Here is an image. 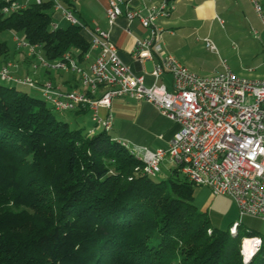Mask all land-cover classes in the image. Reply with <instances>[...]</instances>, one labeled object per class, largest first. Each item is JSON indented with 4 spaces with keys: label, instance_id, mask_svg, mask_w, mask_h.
Instances as JSON below:
<instances>
[{
    "label": "trees",
    "instance_id": "1",
    "mask_svg": "<svg viewBox=\"0 0 264 264\" xmlns=\"http://www.w3.org/2000/svg\"><path fill=\"white\" fill-rule=\"evenodd\" d=\"M6 4L0 31L20 33L49 62L90 51L83 25L53 27L51 0L8 13ZM55 111L0 80V195L33 209L23 224L0 216V264H264V238L249 260L241 253L259 231L213 226L194 204L198 186L177 169L157 180L109 131L73 128Z\"/></svg>",
    "mask_w": 264,
    "mask_h": 264
},
{
    "label": "built area",
    "instance_id": "2",
    "mask_svg": "<svg viewBox=\"0 0 264 264\" xmlns=\"http://www.w3.org/2000/svg\"><path fill=\"white\" fill-rule=\"evenodd\" d=\"M3 11L8 13L25 6L15 0H5ZM44 0H35L40 4ZM54 12L71 24L83 25L62 0H51ZM72 3L75 0H70ZM254 9L264 23V8L260 0H251ZM123 0H110L106 8L108 22L113 24L120 16L128 21L139 19L150 34L136 39L132 50L133 59L154 63L151 75L155 82L146 85L145 75L137 74L120 58L118 48L106 30L89 31L91 48L99 54L88 68L80 65L77 57L67 52L64 59L49 62L36 45L16 37V47L38 56L46 68L74 71L80 76L82 90L62 91L48 81L39 83L29 76H17L12 64L0 67V80L13 81L39 90L54 110L60 113L76 110L91 112L94 129L109 131L113 125L110 111L113 100L128 96L152 104L162 115L174 121L179 129L169 139L166 148L151 150L126 139L115 138L135 158L144 163L143 172L157 176L162 165L177 169L198 187H209L214 195H226L237 204L240 219L230 227L232 235L245 217L264 220V79H249L237 75L221 60L223 70L202 76L186 67L173 54L167 53L162 44L164 29L157 26L158 18H167L175 9L170 0H162L158 6L131 8ZM54 28L58 22H52ZM83 28L84 25H83ZM208 48L217 47L208 38ZM38 64H35L37 67ZM165 73L173 78V88L157 81ZM107 110L102 114L101 110ZM251 240L250 251L260 250L261 237H244L241 242L243 258L244 241Z\"/></svg>",
    "mask_w": 264,
    "mask_h": 264
},
{
    "label": "crops",
    "instance_id": "3",
    "mask_svg": "<svg viewBox=\"0 0 264 264\" xmlns=\"http://www.w3.org/2000/svg\"><path fill=\"white\" fill-rule=\"evenodd\" d=\"M34 1L35 0H16V2L25 7ZM109 1L110 0H75L73 3L74 6L71 10L73 15L76 12V18L84 25L85 28L83 29V32L89 39H91L89 31H94L97 28L108 31L110 39L117 46L119 56L123 62L130 65L135 73L144 74L146 85H152L155 82V79L151 75V72L153 71L154 63L158 58L140 62L132 57V50L135 46L136 39L147 37L150 34V30L144 28L139 19L128 21L124 16H120L113 24H110L106 15V8ZM128 1V5L131 8H139L146 12L145 8L158 6L162 0H123V3L121 4L123 9L126 8ZM229 1L230 0H170V2L174 4L175 9L169 17L158 18L156 21L157 26L164 29L162 44L165 51L173 54L191 71L202 75L199 68H203L204 63L199 59L203 56L202 53L205 52V49L208 48L205 39L208 38L211 40L212 28L215 23H218L219 25L225 23L221 14L229 10ZM260 2L264 8V0H260ZM250 3H252V1ZM53 17L56 22H58V27H66L70 23L69 22L65 25V22L68 20L64 19L60 12H54ZM6 32L11 33L16 52L12 57H9V51L6 54H0V67L6 64H12V69L17 76L24 74L27 76L30 74L28 68L32 65V67H35V62H33L34 57L29 55L27 49H18L16 47L15 38L19 37L23 39L22 35L13 31ZM193 38L196 43L201 44V42H203L204 44L199 47L194 46V52L189 49L190 51L184 55L182 50L187 44L186 40ZM2 41L8 43V41L4 39ZM208 49L211 52H214L210 48ZM98 54V49H91L82 59L78 60L77 58V60L81 66L88 68ZM197 57L199 58L197 59ZM221 70H223L222 64L217 71ZM31 72L36 74L35 71ZM39 75L41 80L52 82L53 85L64 92L74 89H83L80 82V76L74 71L47 68L44 73H40ZM246 78L261 79L250 78L247 76ZM157 83L165 84L168 89H172V75L169 73L163 74ZM110 111L113 116V125L111 129L116 132V135H112L114 138L126 139L137 145L146 146L151 150L166 148L169 139L178 129V125L174 121L162 115L152 104L146 101H138L128 96L114 99ZM75 112H87L91 115V112L87 110ZM106 112L107 110L105 109L101 110L103 115L106 114ZM117 121H119L118 128L116 127ZM143 128H151L156 131L157 141L153 143L152 147L148 145L149 140L146 141L144 132H141ZM165 167L168 168L169 166L165 165ZM234 222H232V224ZM258 237H261L263 240L262 235Z\"/></svg>",
    "mask_w": 264,
    "mask_h": 264
},
{
    "label": "rangeland",
    "instance_id": "4",
    "mask_svg": "<svg viewBox=\"0 0 264 264\" xmlns=\"http://www.w3.org/2000/svg\"><path fill=\"white\" fill-rule=\"evenodd\" d=\"M250 0H230L229 10L221 14L225 23L219 25L215 23L213 26L211 40L217 47V53L211 52L208 48L202 53L203 56L199 59L204 63L203 68H199L202 76L214 74L221 66V60L225 59L232 71L240 76H247L250 78L264 79V24L261 18L255 11ZM75 17L77 14L75 12ZM69 21L65 22V25ZM70 24V23H69ZM20 34V33H19ZM21 35V34H20ZM8 41L9 57L16 52L15 44L12 41L11 33L0 32V41ZM187 44L183 47L182 53L186 55L190 50L199 47L201 44L196 43L193 39H187ZM195 46V47H194ZM190 49V50H189ZM41 55H44L41 52ZM33 62L38 64L37 67H29L30 71L27 76L36 80L39 83H46L48 80H41L40 73L47 70L46 67L40 64L38 56H33ZM199 57H197L198 59ZM15 73V71L12 69ZM35 71L36 74H34ZM26 74L21 75V77ZM19 89L27 91L39 98H43L41 92L33 90L27 85L17 84ZM57 118L65 120L70 123L73 128H82L85 132H90L95 127L91 115L87 112L76 113L75 111H68L64 113L54 112ZM119 121L116 122L118 128ZM112 135H116L115 130L109 131ZM148 145L152 147L153 143L157 141V134L154 129L143 128ZM135 141V140H133ZM145 143V142H143ZM162 173L155 176L157 180L164 179L170 176V167L166 168L162 165ZM194 204L198 209L206 214L213 226L227 230L232 222L240 219L239 210L236 202L226 195H214L209 187H196ZM33 214V209L26 206H17L8 195H0V216L8 219H17L20 223L27 222V219ZM256 230L264 238V220L258 218L245 217L241 220L240 231ZM242 253V250H241ZM243 255V254H242Z\"/></svg>",
    "mask_w": 264,
    "mask_h": 264
},
{
    "label": "bare ground",
    "instance_id": "5",
    "mask_svg": "<svg viewBox=\"0 0 264 264\" xmlns=\"http://www.w3.org/2000/svg\"><path fill=\"white\" fill-rule=\"evenodd\" d=\"M250 244H251V240L248 239V240L244 241V254H245L247 260H249L253 255V252L250 251V249H249Z\"/></svg>",
    "mask_w": 264,
    "mask_h": 264
},
{
    "label": "water",
    "instance_id": "6",
    "mask_svg": "<svg viewBox=\"0 0 264 264\" xmlns=\"http://www.w3.org/2000/svg\"><path fill=\"white\" fill-rule=\"evenodd\" d=\"M244 261H247V259L245 258Z\"/></svg>",
    "mask_w": 264,
    "mask_h": 264
}]
</instances>
